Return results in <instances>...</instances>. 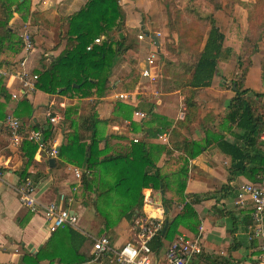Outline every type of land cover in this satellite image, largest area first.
<instances>
[{"label":"crops","instance_id":"obj_1","mask_svg":"<svg viewBox=\"0 0 264 264\" xmlns=\"http://www.w3.org/2000/svg\"><path fill=\"white\" fill-rule=\"evenodd\" d=\"M85 3L86 0H42L38 5L32 4V11L42 12V16H46V19L53 23L60 14L70 16ZM19 15L14 13L9 23L16 36H19L17 20H22ZM217 17L219 19V16ZM224 20L227 23L231 20L236 26H240V23H234L233 16L230 18L220 16V20L216 23L227 38V33L222 28ZM246 20L247 15H242L240 20L242 26H246ZM51 22L44 26L33 23L40 31L34 32L36 50L31 57L29 56L30 58L28 57L25 64V67L33 73L42 70L49 63V58L57 57L66 49L67 39L55 41ZM126 24L131 27L129 19ZM137 28L140 29V33L146 35L143 39H139L140 52L143 56L141 59L137 58L140 52L132 47L120 57L110 77L111 83L105 95L68 97L36 89L29 97L20 95L19 98L13 99L11 95L9 100H5V96L0 97V105L5 104L3 106L5 119H0V163L4 165L3 176L0 178V264H117L112 255L95 257L94 238L107 234L113 243L120 245L134 236L133 225L126 217L118 224L106 228L104 216L96 210L93 203L96 194L85 189L82 177L78 178L75 174L76 168L82 174L85 172L84 169L63 163L59 153L57 157H51L47 151H41L39 148L34 159L27 166V157L22 151L23 141L17 144L12 141L11 129L6 123L7 116L13 115L20 119L24 127L23 132H27L35 129L34 123L40 127L49 124L47 113L51 112L52 116L58 117V120L52 124L53 135L49 139L50 146H56L59 152L73 130L70 123L64 119L66 108L72 105L77 106L78 111L73 115L74 119L79 120L83 115L96 112L99 119L105 121L100 124V135L103 139L100 141L99 149L106 150L107 156L129 154L135 143L134 137H139V142L147 145L157 168L164 176L165 191L161 185L160 189L144 188L142 193L144 196L145 193L151 192L153 198L163 204L164 194L170 202V209L168 211L166 209L165 219L181 213L186 203L192 204L200 224L196 226V231L181 225L179 234L173 240L182 236L200 237L203 252L188 264H264L260 259L261 250L258 242L251 239L253 205L250 201L241 204L238 200L240 186L246 182L259 181L264 174L257 175L256 181L249 175L232 174L231 156L225 153L216 141L219 136H224L228 141L235 140L230 130L231 123L227 122L224 116L235 93L234 86L233 89L230 88V79L232 75L238 73L237 60L241 40L226 44V47L232 49L231 54L220 60L212 85L196 89L198 113L195 120L186 122L185 98L189 89L184 88L183 85L180 89L168 91L162 96L150 95L153 100L147 102L141 100L140 95H143L141 90L137 101L134 99L126 101L117 97L121 92L134 89H126L123 78L119 77L120 72L123 68L133 70L136 66L140 73L145 58L153 48L151 39L154 40L153 36H156L157 31L149 28V24L145 21H140ZM41 31L52 33V39L46 44L47 48L43 47L45 44ZM158 42L157 45L154 40L155 46L160 51L158 59L160 61L163 52L162 37L158 38ZM9 43H11L9 47L0 51V69L10 68V62L16 63L17 66V61L24 57L23 50L17 48L14 41L6 42L7 45ZM46 50L47 52H44ZM262 57L261 51L252 56V66L247 72L244 84V88L259 93H264ZM192 73L193 71L189 78L192 77ZM1 79L9 95L18 90L17 84L11 85L12 78ZM23 100H27L28 105L32 106L28 116L20 115L27 112L26 104H21ZM119 102L126 104L130 107L129 110H132L128 117L118 116L116 109ZM136 109L146 112L147 117L145 119L134 117ZM181 111H185L184 118H179ZM151 112L165 117L172 123L166 132H157V129L161 128L159 122H155L151 129L150 126L147 128L144 125V122L151 120ZM131 122L139 124L140 127L136 128ZM207 130H211L214 137L207 139ZM232 130H235V127H232ZM80 132L84 135L83 140L89 143L91 131L80 129ZM193 141L206 145V149L195 157H191L190 144ZM52 158L56 160L54 166L50 163ZM181 177H185L186 180L185 196L180 193ZM26 179L34 182L38 190V198L42 203L56 202L76 213L79 217L77 227L68 225L52 232L43 214L32 213L22 206L18 187ZM70 230L75 231L77 235L71 234ZM173 241L163 239L161 248L152 249L157 264H168L166 252Z\"/></svg>","mask_w":264,"mask_h":264},{"label":"trees","instance_id":"obj_2","mask_svg":"<svg viewBox=\"0 0 264 264\" xmlns=\"http://www.w3.org/2000/svg\"><path fill=\"white\" fill-rule=\"evenodd\" d=\"M263 1L257 0V3L263 6ZM14 13H19L24 21L32 18L34 22L43 15L42 12L32 11V0H0V51L10 46L11 43L7 45V41H14L15 44L16 41L22 42L10 28L9 23ZM125 19L121 0H86L77 12L66 17L67 48L52 58L49 66L38 70L40 71L38 89L49 94L66 96L104 95L113 67L120 57L133 47L128 44L127 38L121 37L120 34L126 25ZM210 22L207 39L193 64L192 77L183 82V87L189 89L185 98L186 122L195 120L198 113L196 89L212 85L220 60L232 52L231 48L226 47V35L217 25L215 18ZM250 25H253V21ZM115 32L118 33L117 37L113 36ZM100 36H104V40L101 43H94ZM90 45L92 47L88 49ZM252 56L251 54L247 67L243 69L244 56L242 52L238 55L237 69L242 70L241 78L234 81L235 93L224 116L226 121L231 123L230 130L235 140L228 141L224 136H219L216 141L219 147L231 156V173L249 175L256 181L257 175L264 174V139L261 137L264 131V93L244 88V79L252 66ZM2 96H5V100L10 99L0 78V97ZM21 104H26L27 112L20 115H30L32 106L28 105V101L23 100ZM3 106L4 103L0 105L1 120L5 119ZM129 108L126 104L119 103L116 112L118 116L126 118L132 113ZM75 113H77L75 107L68 108L65 112L64 119L70 122L73 130L59 150L60 159L63 163L84 169L83 186L96 194L93 203L96 210L104 216L106 228L118 224L124 217L134 225L135 220L143 212L142 190L148 187L160 189L162 185L165 191L164 176L157 168L151 151L145 143L135 142L129 154L107 156L106 150L99 149L100 141L103 139L100 135V124L105 121L100 120L96 112L83 115L79 120L72 117ZM155 122L161 125V128L157 129L158 133L166 132L172 125L165 117L152 112L151 120L144 122V125L150 126L151 129ZM134 126L140 127L137 123ZM232 127H235V130H232ZM33 128L41 129L46 139L53 135V125L50 122L44 127L34 123ZM80 129L91 131L89 143L83 140L84 135ZM211 136L214 137V133L207 130V139H211ZM190 145L191 157L199 155L206 149V145L199 141H193ZM37 149L38 145L35 142L23 141L22 151L27 157V166L34 159ZM183 174L185 175V171ZM185 177L180 179L182 196H185ZM163 202L168 211L170 202L164 194ZM166 224H168L166 231L163 233V229L150 241L151 249L161 248L163 239L173 241L179 234L181 225L196 231L200 221L192 204L186 203L181 213L173 218L166 217ZM70 233L77 235L73 230H70Z\"/></svg>","mask_w":264,"mask_h":264},{"label":"rangeland","instance_id":"obj_3","mask_svg":"<svg viewBox=\"0 0 264 264\" xmlns=\"http://www.w3.org/2000/svg\"><path fill=\"white\" fill-rule=\"evenodd\" d=\"M40 2H42V0H32V4L35 3V5L40 4ZM121 3L126 15L125 22L129 19L131 26L128 27L126 24L121 33L124 34V38H127L128 44L132 45L133 49L137 50L138 53L140 52L141 44L138 38L140 29H138L137 26L140 24V21L147 22L149 24V28L152 30H159L162 32L163 52L161 53V58L159 61L160 75L157 77V79L155 81H151L141 77L136 66L133 68V70L128 69L131 70L130 72L123 68V71L120 72L121 75H119L120 78H123V83L125 87H127V90L133 89L137 85H140V90L142 92L141 94H143L140 95V98L144 102L153 100L150 95L154 97L162 96L168 91H175L181 88L183 82L189 78L188 76L192 72L193 64L196 62L199 51L204 45L211 26L210 20L212 18H216V21L218 22L221 15L227 16L228 18L233 16L235 19L234 23H240V26H236L231 23V20H229L230 23L225 22V20L223 22L221 21L222 28L227 33L226 44L241 40L240 53L242 52L245 62L243 69L247 67L250 55H255L261 51L263 54L262 63L264 70V3H262L263 6L259 5L257 0H121ZM244 14L247 15V20L245 22L246 26H242V21L240 22L242 15ZM217 16H219V19ZM19 17L21 18V15H19ZM46 18V16H42L36 19L35 22L32 21V18H29V23L28 20L24 21L21 18L22 20L19 21L18 19V37L22 39V34L27 31L32 34L36 43V34L34 32L39 29L37 26H44V24L48 22L50 24L51 22ZM252 21L253 25H250ZM33 23L38 25L34 26ZM15 24L17 23L15 22ZM32 24L34 27H32ZM51 25L54 29L53 36L56 42H59L60 40L62 41L64 38L67 39L66 28H68V23L66 21L65 15L60 14L57 20L53 21V23L51 22ZM117 34L118 33L115 32L113 36L117 37ZM41 35L45 44L43 47L47 48L46 44H49V40L52 39V33L41 31ZM100 37H102L103 41L104 36ZM15 45H17V48H21V50H23V42L16 41ZM255 49H257V51H255ZM44 52H47V50ZM31 56L32 55H30V57ZM142 56L143 53L141 54L140 52L137 58L141 59ZM20 62L21 59L17 61V66L14 62H10L11 64L9 65L15 70L18 69ZM51 62L52 61H49V63L45 65L43 69L49 66ZM11 67L8 69L11 70ZM114 67L112 69V73ZM237 71L239 73L232 75L230 79L231 89H233L234 81L241 78L240 76L242 70L238 68ZM39 72L40 71H37L35 73L39 74ZM112 73L110 77L112 76ZM110 77L108 86L111 83ZM71 107L76 108L77 106H69L66 108V110ZM50 123L53 124L51 121ZM131 124L134 125L133 122H131ZM46 140L50 144V140ZM133 235L134 236L129 238L127 241H133L136 238L134 230Z\"/></svg>","mask_w":264,"mask_h":264},{"label":"built area","instance_id":"obj_4","mask_svg":"<svg viewBox=\"0 0 264 264\" xmlns=\"http://www.w3.org/2000/svg\"><path fill=\"white\" fill-rule=\"evenodd\" d=\"M157 38L162 37V32L155 33ZM146 35L140 33L139 39H143ZM102 37L95 39L94 43H101ZM23 52L22 62L18 69H0V78L13 79L11 85H18L16 92H11L12 98L17 99L22 96L29 97L37 87L39 78L38 73H33L25 67L28 57L36 50L34 37L30 32L25 31L22 34ZM152 49L145 58L140 75L151 81H155L159 76V56L160 51L151 39ZM91 45L88 49H91ZM51 61V58H49ZM8 86V85H7ZM140 95V85H137L131 91L121 92L117 97L121 100H138ZM51 122L58 120L57 116H52L51 112L47 113ZM185 111H181L179 118H184ZM134 117L145 119L147 113L136 109ZM6 123L11 129V138L14 143H21L24 140L35 142L39 150H45L51 157H57L58 149L56 146L48 143L41 129H33L23 132V124L20 119L13 115L7 116ZM264 139V131L261 135ZM135 142H139V137H134ZM3 164L0 163V178L3 176ZM75 174L78 178L82 177V172L76 168ZM19 200L25 208L32 213H41L49 222L50 231L55 232L65 226L77 227L79 217L76 213L71 212L68 208L56 202L47 204L42 203L38 198V190L31 179H26L18 187ZM238 200L241 204L250 201L253 205L252 224L250 226L251 239L258 242L261 250L260 259L264 261V177L259 178L256 182H246L242 184L238 191ZM154 210V214L149 211ZM166 207L163 203L156 201L151 192L144 194V211L135 220L133 230L136 238L133 241H126L123 244H115L107 234H102L94 238L93 249L96 258L102 256H113V260L117 264H157L153 257V251L150 247V241L154 236L160 233L166 225ZM203 252L200 237H178L173 241L167 252L166 260L168 264H188L195 256Z\"/></svg>","mask_w":264,"mask_h":264},{"label":"water","instance_id":"obj_5","mask_svg":"<svg viewBox=\"0 0 264 264\" xmlns=\"http://www.w3.org/2000/svg\"><path fill=\"white\" fill-rule=\"evenodd\" d=\"M123 36H124V34L121 33V37H123ZM153 38H154L156 44L158 45V44H159V42H158V38H157L156 36H153ZM234 89H236V85H234ZM55 161H56V160H55L54 158H52V159L50 160L51 166H54V165H55ZM167 227H168V224L165 225V228H164V230H163V233L166 231Z\"/></svg>","mask_w":264,"mask_h":264},{"label":"bare ground","instance_id":"obj_6","mask_svg":"<svg viewBox=\"0 0 264 264\" xmlns=\"http://www.w3.org/2000/svg\"><path fill=\"white\" fill-rule=\"evenodd\" d=\"M149 211L154 214V210L153 209H149Z\"/></svg>","mask_w":264,"mask_h":264}]
</instances>
